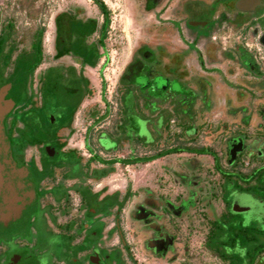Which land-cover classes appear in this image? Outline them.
Masks as SVG:
<instances>
[{"label": "flooded vegetation", "instance_id": "1", "mask_svg": "<svg viewBox=\"0 0 264 264\" xmlns=\"http://www.w3.org/2000/svg\"><path fill=\"white\" fill-rule=\"evenodd\" d=\"M141 1L114 121L85 108L99 64L56 58L61 13L47 67L44 43L27 73L0 42V149L25 200L0 264H264V0Z\"/></svg>", "mask_w": 264, "mask_h": 264}, {"label": "rangeland", "instance_id": "2", "mask_svg": "<svg viewBox=\"0 0 264 264\" xmlns=\"http://www.w3.org/2000/svg\"><path fill=\"white\" fill-rule=\"evenodd\" d=\"M110 13V27L108 36L105 41V49L100 51L103 57L100 64L94 69H85L86 75L91 81L93 94L88 101L85 102V108L89 106L92 109L96 106L100 112L105 107L110 108V117L103 122L114 121L112 117L116 108V86L120 71L127 61L128 55L132 51L138 35L140 33L139 16L141 0H101ZM62 11H73L81 14V18H95L102 25L103 17L95 5L93 0H0V31L2 26L9 20L13 21L16 26L19 38L22 36L29 37L37 28L44 29V49L46 52V63L43 67H47L52 57V43L54 38L53 18ZM137 25V26H136ZM93 40H97L98 36H94ZM25 44H20L24 47ZM65 62H71V59H65ZM65 92L58 93V103L67 100ZM53 103V102H52ZM106 147L107 141L102 142ZM128 151L118 153L117 157L127 156ZM117 166L114 174H112V190L125 191V187L129 184L140 185L141 182V165L133 168ZM250 218L254 215L249 214ZM199 241H201L199 239ZM199 245V243H198ZM199 251V250H198ZM207 259L203 255H198L197 263L205 264ZM212 264L219 262L212 259Z\"/></svg>", "mask_w": 264, "mask_h": 264}, {"label": "trees", "instance_id": "3", "mask_svg": "<svg viewBox=\"0 0 264 264\" xmlns=\"http://www.w3.org/2000/svg\"><path fill=\"white\" fill-rule=\"evenodd\" d=\"M93 1L104 18V23L100 29L96 19L89 21L77 19L73 11H62L56 18V58L73 55L78 57L84 65L96 67L100 63L104 56L100 50L105 49V41L111 21L108 7L101 0ZM96 34L99 35V39L95 43L88 44V40ZM43 39L44 29L42 27L37 28L27 38L24 36L19 38L15 23L11 20L2 26V34H0V42L4 45L6 43L14 45L17 42L25 44L19 59L20 71L26 68L27 73L31 69V58L35 57L36 61L40 62L43 57ZM116 162L113 161L112 164Z\"/></svg>", "mask_w": 264, "mask_h": 264}, {"label": "water", "instance_id": "4", "mask_svg": "<svg viewBox=\"0 0 264 264\" xmlns=\"http://www.w3.org/2000/svg\"><path fill=\"white\" fill-rule=\"evenodd\" d=\"M25 200L12 189L6 176V162L0 149V228L12 219H22L25 212Z\"/></svg>", "mask_w": 264, "mask_h": 264}, {"label": "crops", "instance_id": "5", "mask_svg": "<svg viewBox=\"0 0 264 264\" xmlns=\"http://www.w3.org/2000/svg\"><path fill=\"white\" fill-rule=\"evenodd\" d=\"M100 64V63H99Z\"/></svg>", "mask_w": 264, "mask_h": 264}]
</instances>
